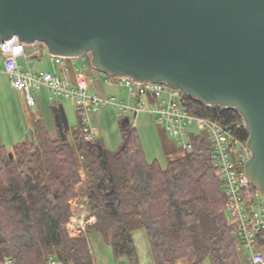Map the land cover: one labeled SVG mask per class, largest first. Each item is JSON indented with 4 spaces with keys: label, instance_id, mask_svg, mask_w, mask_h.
<instances>
[{
    "label": "trees",
    "instance_id": "16d2710c",
    "mask_svg": "<svg viewBox=\"0 0 264 264\" xmlns=\"http://www.w3.org/2000/svg\"><path fill=\"white\" fill-rule=\"evenodd\" d=\"M190 104L195 113L248 140L236 109L195 98ZM78 116V126L71 127L66 139L57 125L51 133L39 114L32 116L31 136L12 149L0 146V263L9 256L16 264H47L51 257L66 264H94L88 235L96 230L110 243L117 261L142 264L133 234L137 226L146 231L154 264L180 259L203 264L207 258L212 264L242 262L206 131L193 135L191 153L169 151L162 167L157 160L148 161L137 127L126 118L121 146L113 151L100 137L86 140ZM84 195L97 222L71 237V200ZM257 243L264 252V236Z\"/></svg>",
    "mask_w": 264,
    "mask_h": 264
},
{
    "label": "water",
    "instance_id": "95a60500",
    "mask_svg": "<svg viewBox=\"0 0 264 264\" xmlns=\"http://www.w3.org/2000/svg\"><path fill=\"white\" fill-rule=\"evenodd\" d=\"M13 35L236 109L252 151L246 174L264 194V0H0V41ZM52 110L66 139L64 103Z\"/></svg>",
    "mask_w": 264,
    "mask_h": 264
},
{
    "label": "built area",
    "instance_id": "2783aa9c",
    "mask_svg": "<svg viewBox=\"0 0 264 264\" xmlns=\"http://www.w3.org/2000/svg\"><path fill=\"white\" fill-rule=\"evenodd\" d=\"M48 51L43 42L28 44L17 35L0 41V74H5L13 87L20 90L28 106H37L38 98L33 89L46 88L52 102L69 99L81 116L84 137L92 141L98 135L92 116L101 110L102 105L114 106L122 119L136 116L142 111L151 113L156 123H164L165 128L178 142L182 155L193 150L192 137L198 130L207 132L212 143V159L217 174L224 182L227 195V220L235 226L237 244L242 252L240 264H264V252L258 246V238L264 236V194L255 187L246 174V163L252 156L247 141H242L230 128L208 116L195 113L191 108L193 97L177 87L165 82H136L128 76L106 75V82L114 86L126 87L128 97L114 94L90 93L86 73L81 67L75 69L66 60L70 57L55 56L49 53L54 71L36 69L35 57ZM25 60L22 63L21 60ZM44 62V59H41ZM27 64V66H26ZM32 64V66H31ZM80 198V197H79ZM77 198V199H79ZM72 205H74L71 200ZM93 219L94 215H91ZM71 218L72 236L80 233L82 224ZM81 221V220H79ZM0 264H16L12 257L5 256ZM47 264H66L64 260L51 257ZM119 264H128L121 261Z\"/></svg>",
    "mask_w": 264,
    "mask_h": 264
},
{
    "label": "rangeland",
    "instance_id": "374dc122",
    "mask_svg": "<svg viewBox=\"0 0 264 264\" xmlns=\"http://www.w3.org/2000/svg\"><path fill=\"white\" fill-rule=\"evenodd\" d=\"M89 57V59H88ZM44 59V62L41 60ZM36 69L59 70V66H54L49 53L45 52L43 56L34 58ZM74 69L81 67L86 73L90 85V93H98L101 95H117L127 98L128 93L126 87L114 86L108 84L105 80L104 72L95 69L91 63V57L72 58L66 60ZM27 66V65H26ZM32 66V64H31ZM60 71V70H59ZM34 94L38 98L37 106H28L24 94L12 86L8 77L5 74H0V146L5 145L8 148L14 144L26 139L33 133L32 116L42 115L46 125L51 133L56 132V122L52 110V101L48 98L46 88L38 91L33 89ZM64 103L71 127L78 126L79 116L75 108V103L69 99H62ZM93 125L98 129L97 137L104 140L107 148L116 151L122 143V118L118 116L114 106L104 104L98 113L93 114ZM129 123L137 127L144 152L148 161L157 160L162 167L167 166V157L169 151L178 148V142L172 134L166 130L164 123H156L151 113L142 111L136 116H131ZM193 129L200 131L194 124ZM82 176L85 177V172L82 170ZM72 217L77 222H81V232L76 236H72L70 231L74 228L71 221L68 223V231L71 237H78L97 222V216L92 213L89 206V196H80L79 199L73 198ZM91 215H94L91 219ZM228 215V212H227ZM71 217V218H72ZM71 220V219H70ZM81 220V221H79ZM134 240L137 246L140 260L142 264H154V259L149 245L146 231L142 226H137L134 231ZM94 264H119L116 260L110 243L96 230H91L88 235ZM242 254V252H241ZM243 260V255H242ZM128 263L127 260H123ZM129 264V263H128ZM203 264H212L207 258Z\"/></svg>",
    "mask_w": 264,
    "mask_h": 264
},
{
    "label": "crops",
    "instance_id": "0c3cea01",
    "mask_svg": "<svg viewBox=\"0 0 264 264\" xmlns=\"http://www.w3.org/2000/svg\"><path fill=\"white\" fill-rule=\"evenodd\" d=\"M21 62L25 63V60L22 59ZM10 149H12V147ZM176 264H190V263H189L188 259H180V260L177 261Z\"/></svg>",
    "mask_w": 264,
    "mask_h": 264
}]
</instances>
